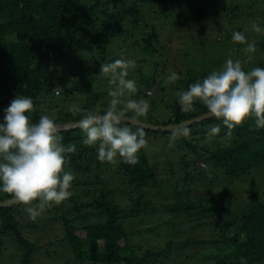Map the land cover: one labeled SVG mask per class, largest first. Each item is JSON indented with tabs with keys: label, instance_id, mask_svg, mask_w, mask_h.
Segmentation results:
<instances>
[{
	"label": "trees",
	"instance_id": "obj_1",
	"mask_svg": "<svg viewBox=\"0 0 264 264\" xmlns=\"http://www.w3.org/2000/svg\"><path fill=\"white\" fill-rule=\"evenodd\" d=\"M252 23L261 28L259 33ZM237 31L255 41L254 53L245 54L246 45L233 42ZM179 32L190 38L181 55L188 67L171 71L176 59L168 39L186 38ZM76 50L92 52L93 60L79 64L86 68L93 61L115 59L116 50L120 57L134 59L136 67L128 76L137 83L133 98L148 99L150 110L166 113L159 118L149 112L139 120L179 125L207 109L197 103L196 112L184 113L177 94L220 70L227 58L246 64L245 71L264 68V0H0V123L4 110L21 95L33 100V122L49 115L43 103L49 108L56 102L53 110L58 112L50 117L57 124L81 118L70 112L73 106L106 108L110 85L94 65L85 75L63 71ZM172 72L179 76L175 82L167 79ZM216 125L220 132L210 135ZM188 127L190 135L176 139H170L172 131L144 129L147 140L175 147L155 161L143 148L135 165L100 162L97 148L83 144L80 128L60 132L62 142L77 149L66 169L75 177L74 194L36 219L22 204L0 208V262L33 264L37 254H54L62 255L65 264H264V129L255 127L254 118L230 135L214 117ZM154 193L161 207L154 206ZM11 198L0 191V201ZM158 209L169 217L170 241L147 249L133 244L137 233L130 230L132 224ZM182 227L202 229L205 237L178 241ZM30 229H38V236L45 229L61 236L41 244L29 237ZM10 245L18 255L8 253Z\"/></svg>",
	"mask_w": 264,
	"mask_h": 264
},
{
	"label": "clouds",
	"instance_id": "obj_2",
	"mask_svg": "<svg viewBox=\"0 0 264 264\" xmlns=\"http://www.w3.org/2000/svg\"><path fill=\"white\" fill-rule=\"evenodd\" d=\"M259 33L261 28L252 23ZM235 43L246 45L242 51L254 53L255 41L249 42L242 32H233ZM250 59V58H249ZM136 67L134 59H115L101 64V76L109 77L108 105L103 110H84L73 106V115L82 114L76 121L84 133L83 144L97 148L100 162L129 165L138 163V153L147 147L143 128H137L141 117H147L151 104L148 99L133 98L138 92L137 83L128 79L129 71ZM179 79L176 72L168 78ZM57 94L61 89L57 88ZM178 102L184 113L196 112L199 103L207 114L221 120L231 130L254 118L257 129H264V68L245 71L239 59L227 58L220 70L212 71L203 80L190 84L180 91ZM33 100L18 96L4 110L0 123V191L9 194L12 202L27 206L30 218L36 219L53 204L59 205L73 196L70 190L75 179L71 171L70 155L77 151L75 144H64L60 135L62 126L47 114L33 122ZM66 130V129H65ZM220 132V125L210 129V135ZM187 124L172 126L170 139L187 137ZM119 157V159H118ZM33 202H38L33 206Z\"/></svg>",
	"mask_w": 264,
	"mask_h": 264
},
{
	"label": "rangeland",
	"instance_id": "obj_3",
	"mask_svg": "<svg viewBox=\"0 0 264 264\" xmlns=\"http://www.w3.org/2000/svg\"><path fill=\"white\" fill-rule=\"evenodd\" d=\"M74 1L80 2V3H85L88 0H74ZM245 2H246V0H245ZM212 24L213 23H210V25H212ZM206 26H207L206 24L203 25V27H206ZM179 29L180 28L178 26L177 30L179 31ZM166 34L168 35V33H166ZM177 34H179L178 36H182V37H186V38H183L181 41L177 40V38H169L168 39V41L171 40L170 42H168V44L173 49V51H172L173 55L172 56L176 59V61H174V63L172 65H170L171 69H169V70H171V71H173L174 66L177 68H181V69H185L188 67L186 65V64H188L187 61H185L184 63L182 62L181 55L185 52V50L189 49L191 44H188V41L190 40V38H189V36L182 35L181 32H179ZM187 37H188V39H187ZM211 49L213 50V48H211ZM77 51L78 50H76V52ZM121 54H122L121 52L116 50L114 53V58L115 59H121V58L127 59V57H125L124 55H123L124 57H120ZM133 54H134V56H136V60L137 59L139 60V57H137L136 52H134ZM87 55H91L90 56L91 58L86 57ZM93 56H94V54H93ZM195 57H196V59L200 60L199 61V65H200L202 59L199 58V56L197 54L195 55ZM85 59H88V61L91 60L92 59V52H90V53L85 52V50L78 51V53H76L75 57L69 61V63L65 62L63 64V66H65L64 67L65 69H63V71H67V72L70 71L69 73L70 74L72 73V75H71L72 77L76 76L77 74H79L81 72H84V75H85L88 73V71H90V68L92 69L93 65H94L93 70L97 69V71H100V66L102 63L106 64V63H109V62H112L113 60H115L112 58V56H110V57H108V59L105 62L100 63L98 61H93V63H91L87 68L85 66L80 67L79 66L80 62L82 60H85ZM245 65L246 64H244L242 66H245ZM98 77L99 78L102 77V78H104V80L107 78L109 79V77L101 76V75H98ZM69 85H71V84H69ZM57 91H58V89H57ZM147 94L151 97L154 95V91L150 90V92H147ZM55 104H56V102L51 107L48 108V104L43 103V107L48 112L49 116L57 114L58 110L57 111L53 110L56 108ZM159 104L161 106L163 105L162 103H159ZM43 107H41V108H43ZM157 108H159V107H157ZM34 111H35V108H34ZM149 112H154L155 115L159 118H165V116H166L165 115L166 113H163V111L160 108L158 110H155V109L149 110ZM147 141H148V144H147V147H145V149L153 161H155L159 157L160 158L164 157V153L166 154L167 151H169V153L174 151L173 147H175V146L173 144H169V146L165 147V144H163V142H158L156 140H151V139H149ZM163 145H164V147H163ZM162 160H164V162H166L167 161L166 156ZM261 185H262V183H261ZM241 192H243V191H241ZM155 195L156 194L154 193L152 195L153 197L150 196L152 198L153 204H154V206L159 205L158 207H161L160 203H159L160 201H158V199L156 198ZM167 201H168V199H167ZM171 201H173V199H171L170 202ZM163 209H164V207H163ZM158 211L152 216L150 214L142 215L140 220L138 221V223L135 221L134 224H132L130 230H134L137 233L132 238L133 244L139 245L143 249H147L150 246H154L152 244H156L159 246H165L166 242L170 241V239H171V236L169 234L170 230H169L168 226L166 225L169 217L167 215L163 214L160 209H158ZM180 229L182 231V234L176 238L178 241L184 240L185 238H188L189 236H191L192 238L196 237L197 239H202L203 237H205V235H204L205 233L203 232L202 229H194L191 231H190V227L189 228L188 227L187 228L182 227ZM51 231H52V229H49V231H48V229H45V231H43L42 234H40L39 236H38V229H36V230L30 229L27 233L32 240H34V241L39 240V242L41 244L48 245L49 243L53 242L54 240L60 238V236H61V233H59V232L56 233V232H51ZM16 251H17L16 246L10 245V251H8V253H11V254L14 253L16 256V255H18V253L16 254ZM65 261L66 260L62 255L58 256V255L53 254L52 257H50V256L46 257V255L44 256V255H38L37 254L36 259L33 262V264H65ZM0 264H15V263H13L11 260H9V261L7 260L5 262H0Z\"/></svg>",
	"mask_w": 264,
	"mask_h": 264
},
{
	"label": "water",
	"instance_id": "obj_4",
	"mask_svg": "<svg viewBox=\"0 0 264 264\" xmlns=\"http://www.w3.org/2000/svg\"><path fill=\"white\" fill-rule=\"evenodd\" d=\"M210 118H212V117L209 116L208 114H205V115H202L200 117L193 118V119H190L188 121H185V122H183L182 124H179V125H167V126L154 125V124H151V123L140 121L139 124L137 125V127H140V128L146 129V130H151V131L171 132L172 131V126H181V125H183L185 123L187 124V126H190V125H193V124H196V123H200V122L205 121V120L210 119ZM59 125L62 126L61 132H63V131H71V130H75V129L79 128V126H78V124L76 122H68V123L59 124ZM17 204H19V203L12 202V198H11V199H8L6 201H0V208H11V207H13V206H15Z\"/></svg>",
	"mask_w": 264,
	"mask_h": 264
}]
</instances>
